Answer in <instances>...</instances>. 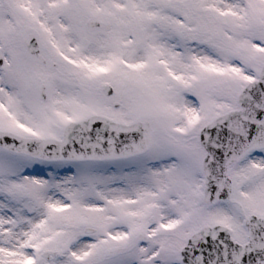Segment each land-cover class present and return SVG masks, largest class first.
Returning <instances> with one entry per match:
<instances>
[{
  "label": "snow or ice",
  "instance_id": "obj_1",
  "mask_svg": "<svg viewBox=\"0 0 264 264\" xmlns=\"http://www.w3.org/2000/svg\"><path fill=\"white\" fill-rule=\"evenodd\" d=\"M0 264H264V0H0Z\"/></svg>",
  "mask_w": 264,
  "mask_h": 264
}]
</instances>
